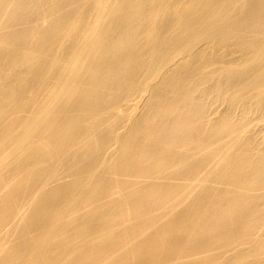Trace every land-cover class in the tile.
<instances>
[{
  "label": "bare ground",
  "instance_id": "bare-ground-1",
  "mask_svg": "<svg viewBox=\"0 0 264 264\" xmlns=\"http://www.w3.org/2000/svg\"><path fill=\"white\" fill-rule=\"evenodd\" d=\"M0 264H264V0H0Z\"/></svg>",
  "mask_w": 264,
  "mask_h": 264
}]
</instances>
